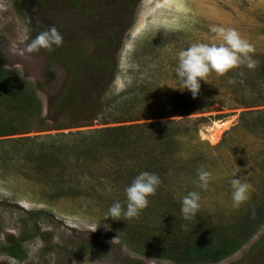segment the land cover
Here are the masks:
<instances>
[{
  "label": "rangeland",
  "instance_id": "obj_1",
  "mask_svg": "<svg viewBox=\"0 0 264 264\" xmlns=\"http://www.w3.org/2000/svg\"><path fill=\"white\" fill-rule=\"evenodd\" d=\"M113 9V0H0V65L16 71L14 78L27 82L40 103L37 117L27 122L16 119L19 109L0 110V131L13 125L25 133L0 136V264H175L159 258L167 221L186 236L204 238L206 223L220 231L237 226L264 197V135L250 125L253 117L246 124L240 120L241 113L264 107L239 106L249 97L245 85L264 63V0H139L127 10L133 20L128 30L125 24L114 29L126 19ZM50 25L63 44L29 53L28 43ZM221 26L252 44L256 67L211 72L193 98L179 90L177 53L193 43H212L211 28ZM106 61L109 76L101 65ZM168 123L173 124L159 126ZM112 129L118 139L113 159L81 153L79 133ZM47 136L71 149L59 157L63 166H50L42 180L29 158L37 148L26 140L52 143ZM199 169L212 173L206 190L198 186ZM141 171L160 177L150 198L159 210L102 221L115 201L124 203L125 187ZM234 173L250 185L249 199L239 208L231 200ZM190 191L199 193L200 207L196 218L184 221L181 199ZM260 225L236 254L213 264H243L263 243L245 264L262 259ZM19 243L20 260L9 252Z\"/></svg>",
  "mask_w": 264,
  "mask_h": 264
},
{
  "label": "trees",
  "instance_id": "obj_2",
  "mask_svg": "<svg viewBox=\"0 0 264 264\" xmlns=\"http://www.w3.org/2000/svg\"><path fill=\"white\" fill-rule=\"evenodd\" d=\"M94 1L96 2L99 0ZM103 1L106 2V0ZM138 3L139 0H113V12L118 11V16L120 17L119 19H126L120 23H115L114 29L120 28L123 26V24H125V30H128L133 20H131V18L129 17L127 18V10L135 8ZM113 32L117 31L114 30ZM109 61H106L104 62V64H101L102 68L104 69L103 73L106 76H109L110 74V72H105L109 69V66L111 65V62ZM257 72L258 73H256L255 77L253 76L251 78L253 82H251L250 80L245 85H249L250 87L249 90H246L248 92H244L247 93L249 97L245 98V101H243L239 105L241 108L252 109L257 107H264V63H262L258 67ZM15 75L16 71L8 70L0 65V110L3 106H5V109L9 112H13L15 109H19L18 112H20L21 115L19 117H16V119L27 122L30 121L28 119L37 117L40 103L38 101V98H36L35 95L29 92L32 91L30 85L27 82L17 80V78H14ZM111 82L112 79L109 80L108 85ZM252 83H255V85L253 86L257 87L260 84L262 86V90L258 88L254 90L250 86L252 85ZM255 94H257L258 96L254 97ZM101 108L102 104L99 106V109L96 110V114L94 115L92 120L97 119L99 117V112ZM25 110L27 111L25 112L26 115L23 114ZM249 117H253L252 124L250 125H253L254 128L259 129L264 135V110L256 112L245 111L240 114V120L242 123L248 122ZM41 122L43 123V121ZM172 124L173 123L159 124V126ZM5 127V129H2L0 131L1 137L25 134L22 130L17 127L13 128V125L11 127ZM121 129L122 128H116L114 129V131H118ZM114 131L113 129L101 130L86 135L84 133H79L78 135L82 136L80 145L81 153H84L85 155H97L99 153L100 156H102V159H113V151L115 150V152L117 153L118 148V139L113 138ZM165 131L168 134L175 133L170 132L167 129ZM53 138V136L46 137L47 140L52 141V143L50 144H46V142L37 144V141H39L40 138H28L26 140V142H33V146L37 148L38 154H36L35 156L31 154L29 157L30 159L33 158V160L37 162V179L38 177L39 179L42 178V180L48 179L51 172L50 169H52V167L53 169L54 166L58 168L62 167L64 160L59 157H61L62 151L65 152L71 149L70 146H68V148L67 146L63 148L61 146L62 144L59 145V147L56 146L53 142V140L55 139ZM154 138L155 135L150 136V140L154 141ZM50 166L52 167L50 168ZM68 184H71V182H68ZM151 197H149L148 206L142 211L145 212V214H147L148 212H156V210L158 209L157 206L152 203L150 199ZM260 223L261 225L262 223H264V197L261 199V203H259L257 207H255V209L252 210L248 216L242 218L237 226L228 227L227 229L222 228V231H220V229L216 230L215 228H210L209 225H212L210 222L206 223L204 225V229H206L207 236L204 238L199 237L198 235H194L193 233H191L192 235L190 236H186L184 233H182L180 228H177L175 223L167 221L159 236L161 240L158 243V246L162 247V254L161 256H159V258L169 259L175 264L217 263L240 250L257 232ZM20 247L21 243L13 245L12 248L9 250L13 257L18 260H20L19 253L22 251Z\"/></svg>",
  "mask_w": 264,
  "mask_h": 264
},
{
  "label": "clouds",
  "instance_id": "obj_3",
  "mask_svg": "<svg viewBox=\"0 0 264 264\" xmlns=\"http://www.w3.org/2000/svg\"><path fill=\"white\" fill-rule=\"evenodd\" d=\"M214 33L212 43H193L186 49L177 53V66L175 68L176 80L180 85V91H189L196 98L201 90V81L207 82L211 72L224 75L230 70L245 65L249 69L256 67V61L250 53L253 46L234 28L212 27ZM63 36L59 30L50 25L46 30L39 32L27 45V51L38 52L40 49L53 50L63 44ZM232 82L231 80L229 81ZM198 186L207 189L209 181L213 178L212 173L205 169H199ZM234 173L231 179V200L234 208H239L249 199L250 185L242 178H236ZM160 177L149 171L138 173L131 184L124 189L125 201H115L105 213L102 221L109 218L112 220H130L136 218L148 206L149 197L155 195ZM111 191V189H109ZM200 195L197 191H190L181 199L180 213L184 221H191L197 217L200 207ZM93 225L96 231L101 226ZM106 230H110L109 224H104Z\"/></svg>",
  "mask_w": 264,
  "mask_h": 264
},
{
  "label": "flooded vegetation",
  "instance_id": "obj_4",
  "mask_svg": "<svg viewBox=\"0 0 264 264\" xmlns=\"http://www.w3.org/2000/svg\"><path fill=\"white\" fill-rule=\"evenodd\" d=\"M262 245H263V243L262 244H260V245H256L255 246V248L251 251V252H249L248 254H246L245 255V257H248V258H250L251 256H252V254H255V256H257V254L256 253H254V250L256 249V248H258V250H260V249H262L261 247H262ZM236 254V253H235ZM233 256V255H232ZM263 256V258L262 259H253L252 260V264H264V254H262V255H260V257H262ZM243 258V264H245V259H247V258ZM242 264V262H237L236 264ZM235 264V263H234ZM246 264H250V262H247Z\"/></svg>",
  "mask_w": 264,
  "mask_h": 264
},
{
  "label": "bare ground",
  "instance_id": "obj_5",
  "mask_svg": "<svg viewBox=\"0 0 264 264\" xmlns=\"http://www.w3.org/2000/svg\"><path fill=\"white\" fill-rule=\"evenodd\" d=\"M222 125V124H221ZM221 125H218V130H217V134H215V136H214V141H219V139H220V132H221V130H222V128H223V125L221 126ZM225 126V125H224ZM217 128V127H216ZM215 128V129H216ZM214 129V128H213ZM213 129H211L212 131H213ZM214 129V130H215ZM216 132V131H215ZM210 139V138H209Z\"/></svg>",
  "mask_w": 264,
  "mask_h": 264
}]
</instances>
